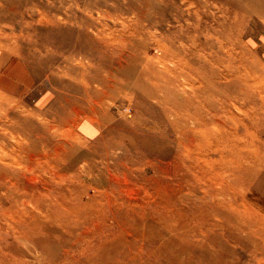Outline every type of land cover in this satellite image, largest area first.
I'll use <instances>...</instances> for the list:
<instances>
[{
  "label": "rangeland",
  "instance_id": "374dc122",
  "mask_svg": "<svg viewBox=\"0 0 264 264\" xmlns=\"http://www.w3.org/2000/svg\"><path fill=\"white\" fill-rule=\"evenodd\" d=\"M242 17L234 0H0V168L17 157L22 166L6 167L23 169L26 177H31L29 183L38 186L37 193L45 192L54 185L48 169L50 164L58 165L53 156L63 152L62 143H73L86 154L77 162L85 169L75 182L57 184H86V200L105 198L106 188L100 185L103 180L110 184L114 198L147 199L168 183L183 184L190 197L193 190L202 194L201 185L220 186L217 178L221 175L213 178L214 170L201 181H192V169L179 166L172 128L173 120L180 116L177 110H170L171 104L167 111L173 114L168 115L166 105L157 103L155 96L147 100L144 92H158L163 99L179 87L183 91L179 98L193 97L195 107H208L206 95L215 91L241 129L246 123L256 132L264 150V0H249L240 28ZM143 42L147 45L142 49ZM135 50L146 64L156 66V71L177 77V85L168 87L166 81H158L152 71L143 69L140 77L138 72L118 74L116 69L127 63ZM230 58L235 69L226 67ZM242 72L248 73L251 97H227L221 90H229ZM208 76L215 83L208 84ZM83 79L89 81L88 92ZM81 119L86 121L84 128L77 123ZM33 124L43 125L31 129ZM78 137L84 140L82 144ZM34 139L42 143L39 151L33 147ZM31 153L37 155L35 164L30 162ZM29 164L35 172L27 168ZM263 176L264 169L249 185L247 195L259 199L261 204L255 209L264 216ZM192 183H198V189H192ZM43 199L25 204L6 199V212L0 213V264H130L127 259L107 262L96 254L104 252L100 247L106 240L112 256L123 248L144 258L146 264H177L168 262L177 250H181L180 257L187 258L188 252L206 249V244L191 236L167 250L161 244L163 238L149 239L134 228L126 232L128 242L121 244L111 226L115 221L111 215H101V204L97 205L100 215L57 219L53 210L59 206L71 209V203ZM185 233L173 235L172 242ZM256 234L247 236L245 258L249 264H264V217ZM67 238L75 244H63ZM134 241L137 245L130 248ZM153 249L159 253L151 261Z\"/></svg>",
  "mask_w": 264,
  "mask_h": 264
},
{
  "label": "bare ground",
  "instance_id": "6f19581e",
  "mask_svg": "<svg viewBox=\"0 0 264 264\" xmlns=\"http://www.w3.org/2000/svg\"><path fill=\"white\" fill-rule=\"evenodd\" d=\"M234 1L240 8V12L243 16L241 21L238 22V26L242 28L244 25V17L249 6V0ZM182 15L184 14L182 13ZM238 15L239 14L237 13L236 20L240 19ZM100 38L104 37L102 36ZM146 45L147 43L143 42L140 46L143 49ZM130 55L127 63L121 64L116 69L118 74H128L129 72L136 74V72H138L137 77H140V75L148 70L152 71L153 75L158 77V81L159 78L166 81L165 83H168V87L171 86L172 83L174 86L175 84L177 85V77H167V74H162L160 71H156L154 68L156 66L146 64L144 56L138 55L137 50ZM174 58L175 57L173 56L171 59ZM233 60V58L228 60L229 63L226 64L228 69H235ZM185 65L188 64L185 63ZM202 66L204 65L202 64ZM140 71L142 72L140 73ZM214 72L217 74L215 68L213 69V73ZM247 72L240 73L237 76L234 85H232L229 90H221L222 93L225 92L227 97L229 94L242 95V98L244 99L251 97V86L247 82L249 79ZM139 80L141 81V78L136 79V81ZM206 82L208 84L215 83L214 79L210 76L206 77ZM82 83L88 92L89 81L83 79ZM140 84L142 85V83ZM221 88L222 87H220V89ZM179 92L183 91L182 88L179 89L178 87L175 92L174 90H171L167 95H164L163 99L162 97H159L158 92L146 91L144 93L147 100H151V96H155L158 98L156 101L157 103H160L163 106L166 105L165 110L168 115H171V113L173 114V111L175 112V110H177L176 113L180 116L176 121L173 120L174 125L172 128V132L176 135L175 140L179 147L177 152L179 154V166H186L189 170L192 169L190 171L192 172V176L190 177L192 181H201L204 175H207L209 172L213 173L212 170H214L213 178L216 177V175H221L220 178L216 177L217 180L220 179L218 182L220 186H217L215 183L204 186L201 185L200 189L202 194L196 193L197 191L193 190L194 193H189L193 195V197H190L184 192L185 186L183 184L174 186L168 183L164 186H159V188L155 190L156 194L150 193L148 196L149 198L147 199L114 198L110 196V184L103 180L100 181V185L106 188L105 198H103V200L96 199V201H90L91 199L86 200V195L88 194V187L86 184L80 186H76L72 183L69 185H65L64 183H61V185L57 184L58 181L66 182L67 180H72L75 182L77 177H79L78 175H80L85 169L84 165H78L77 162L80 157L86 154L79 152L77 145H74L73 143H69L68 146L65 143H62L61 150H63V152L53 156V159H56L55 161L58 165L54 166L50 164L48 168L54 185L49 187L45 192L37 193L38 186L29 183L31 177L27 178L23 169L18 167L17 169L14 167H6V164L9 166H22V163H20V160L17 157H12L10 164L6 162L2 163V167L0 168V204H2L0 213L4 214V212H6V199L13 204H25L29 200L41 202L44 200L43 198L50 199L54 202L57 201L56 204L58 201L69 202L71 203L70 206H72L71 209H65L63 206H59L53 210L57 219H60L58 217L72 215V220H74V218L79 219L81 215H87L89 213H91L92 216H96L100 215L98 211L101 209V215L105 214L113 217L115 223L111 226L114 229V232L117 233L115 239H118L121 244L123 242H128L126 240L128 236L126 232L131 228L141 230V233L145 237H149V239L155 237L163 238L161 244L162 246H165L167 250H170L174 244L180 245V242L190 240L191 236L202 242L204 245L206 244V249H201L197 253H190L187 251L189 253V257L187 258L180 257L181 250H177L168 262L173 260L177 264H249L250 260L248 261L245 258L249 240L247 239V236L249 237L251 234L257 235L256 233H259V221L264 217L262 214L263 217H261V215H259L260 213L258 214V211L255 209V206H257L256 204H261L258 201L259 199L253 200L251 196L249 197L247 195L249 185L252 181H255V178L258 177L264 169V150L262 143L257 142V140H259L257 139V134L248 126V124L244 123L243 128L241 129L240 124L237 123L236 116L232 114V111L224 103L219 101L220 97L219 99L216 98L218 94L215 91L211 90V93L206 95L209 106L206 103L205 104L208 107H195L196 104L194 103V100L196 99L193 100V97L188 96L179 98ZM197 94H199V92ZM199 98L198 100L200 104L201 102ZM170 104L172 105L170 110L174 109L172 112L167 111V107ZM77 123L81 128L86 127V121L82 119ZM40 125L42 126L43 124ZM40 125L33 124L32 126L34 127L30 128L37 129V126ZM26 130L29 129L26 128ZM167 137L170 140L169 137H171V134L167 135ZM77 140L80 144L84 141L79 137ZM41 144L42 143H40L39 140L34 139L33 147L36 148V151H39ZM215 154H218V156L215 157ZM42 155L45 157L48 156L45 154ZM36 157V154L31 153L30 162L32 164L37 163ZM60 161L62 163H60ZM201 162H204L207 168H202L203 165ZM27 168L32 172H35L32 165H27ZM198 168L201 169V171L198 170L201 172V175L197 172ZM8 182H10V184H8ZM197 184L198 183H194L192 189H198L199 185ZM251 192L252 191H250V193ZM102 202L106 203L104 206L107 207V210L105 209L106 207L103 208ZM98 204H101L102 208L98 207ZM22 210L25 213L27 212L26 207H23ZM179 233H185V236H178L176 237V240L172 242L173 235H178ZM166 237H168V240H165ZM59 241L62 240L60 239ZM106 241L108 242V240ZM106 241L102 242L100 247L104 252L101 253V251H97L96 254L107 259V262L116 259L119 262H124L127 259V262H130V264H146L144 258L139 256L135 257L128 252L126 253L123 248L116 249L117 251L115 250L112 256L110 249L106 247ZM66 242L74 243L72 240L69 241V238L64 239L63 244ZM136 245L137 242L135 243L134 241L129 247L133 248ZM158 253L159 251H156L155 249L150 251L149 257L151 258V261H153V258L158 257ZM66 261H69L68 256H66Z\"/></svg>",
  "mask_w": 264,
  "mask_h": 264
}]
</instances>
